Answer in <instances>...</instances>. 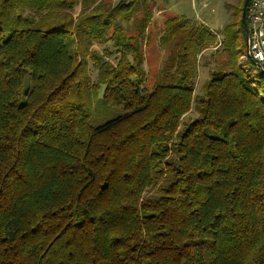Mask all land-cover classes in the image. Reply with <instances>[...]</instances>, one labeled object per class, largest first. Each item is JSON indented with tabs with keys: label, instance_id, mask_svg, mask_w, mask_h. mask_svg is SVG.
Segmentation results:
<instances>
[{
	"label": "trees",
	"instance_id": "1",
	"mask_svg": "<svg viewBox=\"0 0 264 264\" xmlns=\"http://www.w3.org/2000/svg\"><path fill=\"white\" fill-rule=\"evenodd\" d=\"M240 1L220 40L180 46L167 17L178 45L145 85L154 0H0V264H264V63Z\"/></svg>",
	"mask_w": 264,
	"mask_h": 264
},
{
	"label": "rangeland",
	"instance_id": "2",
	"mask_svg": "<svg viewBox=\"0 0 264 264\" xmlns=\"http://www.w3.org/2000/svg\"><path fill=\"white\" fill-rule=\"evenodd\" d=\"M116 1L112 0V3ZM157 2L161 6L163 13L159 17L158 15H152L153 20H151L142 42L145 85L153 83L158 73L160 74L164 62L169 55L172 56V53L176 50V45H178L175 37L169 41L163 40L161 42V35L165 32V30L162 32L165 26L162 25V21L165 17L171 18V22L174 23V25H167L165 28L170 30L177 27L179 29V34L182 37L180 46H190L188 41L184 42L183 40V38L189 36V30H197L196 33L202 31L204 36L210 34L211 36L218 37L217 39L220 40L228 28L234 29L235 25L228 24L233 20V14L238 11L237 9L241 3L240 0H157ZM196 33L193 31V36L197 35ZM218 42L204 50L197 57V69L195 73L196 90L200 88L207 78V73L215 60L213 52L218 49ZM95 47L102 55L103 48L114 49L112 43L96 45ZM103 56L110 61H115L114 58L118 54ZM106 117L108 118V116L100 117L97 122L102 121Z\"/></svg>",
	"mask_w": 264,
	"mask_h": 264
},
{
	"label": "built area",
	"instance_id": "3",
	"mask_svg": "<svg viewBox=\"0 0 264 264\" xmlns=\"http://www.w3.org/2000/svg\"><path fill=\"white\" fill-rule=\"evenodd\" d=\"M249 53L253 60L264 63V0H249L246 10Z\"/></svg>",
	"mask_w": 264,
	"mask_h": 264
},
{
	"label": "water",
	"instance_id": "4",
	"mask_svg": "<svg viewBox=\"0 0 264 264\" xmlns=\"http://www.w3.org/2000/svg\"><path fill=\"white\" fill-rule=\"evenodd\" d=\"M248 3H249V0H244L243 2L242 12H241V24H242V28L245 33V42H246L245 52H246L247 57L252 59L249 53V37H248V29H247V24H246V10H247ZM255 64L261 67V64L256 61H255Z\"/></svg>",
	"mask_w": 264,
	"mask_h": 264
},
{
	"label": "crops",
	"instance_id": "5",
	"mask_svg": "<svg viewBox=\"0 0 264 264\" xmlns=\"http://www.w3.org/2000/svg\"><path fill=\"white\" fill-rule=\"evenodd\" d=\"M154 2H155V5H154V8H153V16H154V15H158V17H159V16H161V13H163V11H162L161 6H159L157 0H154ZM152 18H153V17H152ZM166 19H167V17H165V18L163 19V21H162V25H164V22H165ZM151 20H153V19H151Z\"/></svg>",
	"mask_w": 264,
	"mask_h": 264
}]
</instances>
